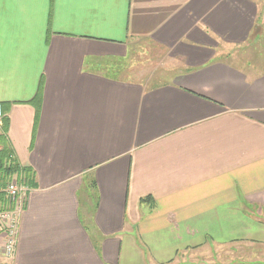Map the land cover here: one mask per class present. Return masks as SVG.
Wrapping results in <instances>:
<instances>
[{
  "label": "crops",
  "instance_id": "obj_1",
  "mask_svg": "<svg viewBox=\"0 0 264 264\" xmlns=\"http://www.w3.org/2000/svg\"><path fill=\"white\" fill-rule=\"evenodd\" d=\"M0 105L29 186L0 264H264V0H0Z\"/></svg>",
  "mask_w": 264,
  "mask_h": 264
},
{
  "label": "built area",
  "instance_id": "obj_2",
  "mask_svg": "<svg viewBox=\"0 0 264 264\" xmlns=\"http://www.w3.org/2000/svg\"><path fill=\"white\" fill-rule=\"evenodd\" d=\"M4 114L0 105V129ZM29 191L28 181L23 172L15 174L3 189L5 209L0 210V234H3V255L6 259L14 258L19 215L23 211Z\"/></svg>",
  "mask_w": 264,
  "mask_h": 264
},
{
  "label": "rangeland",
  "instance_id": "obj_3",
  "mask_svg": "<svg viewBox=\"0 0 264 264\" xmlns=\"http://www.w3.org/2000/svg\"><path fill=\"white\" fill-rule=\"evenodd\" d=\"M133 76L137 79L143 78H152V81L158 77H162L165 74H169V68L171 65L168 63L167 57L161 53L159 50H149L148 48H138V50L133 54L132 61ZM150 81V82H152ZM154 81H157L154 80ZM203 252V256L200 260L194 264H209L210 261L224 260V253H215L212 252V255H206ZM235 260L233 264H250L249 262L241 261L238 259L237 255H234Z\"/></svg>",
  "mask_w": 264,
  "mask_h": 264
},
{
  "label": "trees",
  "instance_id": "obj_4",
  "mask_svg": "<svg viewBox=\"0 0 264 264\" xmlns=\"http://www.w3.org/2000/svg\"><path fill=\"white\" fill-rule=\"evenodd\" d=\"M6 123V119L3 118L0 129V210L6 208L5 197L2 193L3 189L15 174L25 170L18 165L12 156L6 138ZM149 200L150 198H145L142 199V202H148Z\"/></svg>",
  "mask_w": 264,
  "mask_h": 264
}]
</instances>
